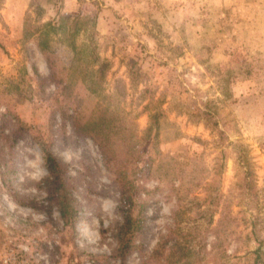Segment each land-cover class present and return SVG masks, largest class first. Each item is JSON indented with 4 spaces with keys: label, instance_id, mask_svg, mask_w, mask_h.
I'll return each mask as SVG.
<instances>
[{
    "label": "rangeland",
    "instance_id": "1",
    "mask_svg": "<svg viewBox=\"0 0 264 264\" xmlns=\"http://www.w3.org/2000/svg\"><path fill=\"white\" fill-rule=\"evenodd\" d=\"M100 105L123 159L162 112L141 196L127 203L138 212L94 141L73 132ZM47 151L66 164L79 205L69 224L48 197ZM125 231L134 245L121 258ZM5 258L264 264V0H0Z\"/></svg>",
    "mask_w": 264,
    "mask_h": 264
},
{
    "label": "trees",
    "instance_id": "2",
    "mask_svg": "<svg viewBox=\"0 0 264 264\" xmlns=\"http://www.w3.org/2000/svg\"><path fill=\"white\" fill-rule=\"evenodd\" d=\"M36 32V31H35ZM42 36L40 32L37 34ZM108 110L101 106L98 108L94 116L85 121L81 122L80 120L74 118L72 120L71 126L73 128V132L76 137H89L94 143L97 145L99 154L105 166L115 168V171H118L116 174L117 185L120 190L121 199L124 200V203L127 204L130 201V195L132 193L137 196H141V189H143V185L140 184V181L147 173V158L148 154L147 149V139L151 138V143L155 142V139L158 138V126H159V115L162 116V112H154L150 116V123L145 128L143 132V136L138 138L137 142H131L126 144V156L125 159L121 158L119 155L120 146L124 147L123 144H118L115 136L114 129L117 128V125L114 123L113 118L108 116ZM143 138V139H142ZM142 139V141H140ZM150 143H148L149 145ZM152 146V144H150ZM45 149V147H44ZM46 150V149H45ZM43 160L45 162L48 178H47V193L48 197L53 202L58 209V212L63 219L65 224H69L74 221V219L78 216L79 205L73 197H71V193L68 190V181L70 180V176L68 175V171L65 168L66 164L58 161L49 151L45 152L43 155ZM130 163V164H129ZM124 164L127 166V172L123 173L120 176V168ZM118 169V170H117ZM126 174L131 175V177L127 178ZM132 181V182H131ZM131 183H133L131 191ZM127 199V201H125ZM128 205V204H127ZM134 204L128 205L130 210L139 211L138 208L133 207ZM211 211H214L211 209ZM252 233L255 235L256 240L258 242L257 247L253 250L255 254V259L259 257V252L261 249V244L263 241L260 237L256 236V232L254 228L252 229ZM133 232L131 236H126V231L124 235L117 240L118 244V255L121 258H125L129 252L133 250ZM161 248L164 247L163 244L158 243L151 251L150 256L154 257L161 251Z\"/></svg>",
    "mask_w": 264,
    "mask_h": 264
},
{
    "label": "built area",
    "instance_id": "3",
    "mask_svg": "<svg viewBox=\"0 0 264 264\" xmlns=\"http://www.w3.org/2000/svg\"><path fill=\"white\" fill-rule=\"evenodd\" d=\"M3 261H4V264H10L6 258ZM24 264H26V263H24Z\"/></svg>",
    "mask_w": 264,
    "mask_h": 264
}]
</instances>
